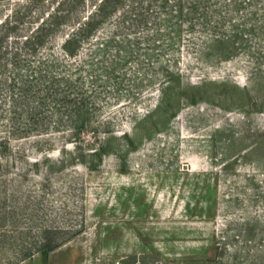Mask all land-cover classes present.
<instances>
[{
    "label": "rangeland",
    "instance_id": "1",
    "mask_svg": "<svg viewBox=\"0 0 264 264\" xmlns=\"http://www.w3.org/2000/svg\"><path fill=\"white\" fill-rule=\"evenodd\" d=\"M0 264H264V0H0Z\"/></svg>",
    "mask_w": 264,
    "mask_h": 264
},
{
    "label": "trees",
    "instance_id": "2",
    "mask_svg": "<svg viewBox=\"0 0 264 264\" xmlns=\"http://www.w3.org/2000/svg\"><path fill=\"white\" fill-rule=\"evenodd\" d=\"M74 40L75 39L73 37L69 38L68 40H65L64 43H63V50L71 51L68 46L70 44H72V42H74Z\"/></svg>",
    "mask_w": 264,
    "mask_h": 264
},
{
    "label": "bare ground",
    "instance_id": "3",
    "mask_svg": "<svg viewBox=\"0 0 264 264\" xmlns=\"http://www.w3.org/2000/svg\"><path fill=\"white\" fill-rule=\"evenodd\" d=\"M193 171H200L201 166L199 164H193Z\"/></svg>",
    "mask_w": 264,
    "mask_h": 264
}]
</instances>
